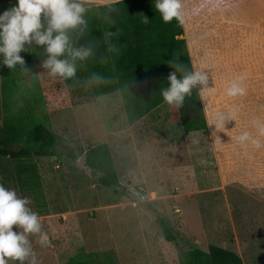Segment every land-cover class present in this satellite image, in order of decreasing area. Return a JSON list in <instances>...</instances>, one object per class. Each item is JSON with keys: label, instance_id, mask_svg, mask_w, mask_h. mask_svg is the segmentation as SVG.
<instances>
[{"label": "rangeland", "instance_id": "1", "mask_svg": "<svg viewBox=\"0 0 264 264\" xmlns=\"http://www.w3.org/2000/svg\"><path fill=\"white\" fill-rule=\"evenodd\" d=\"M16 3L0 0V13ZM182 3L193 67L210 68L211 88L200 91L204 130L181 133L167 103L128 124L118 92L89 98L49 77L30 51L20 53L25 65L11 80L0 76V143L8 142L4 110L39 116L62 139L57 157H0V183L31 198L48 234L45 247L30 236L37 264H63L78 253L115 264H183L186 250L210 243L235 251L244 264H264V136L254 126L257 118L264 122V83L241 69L247 51L233 11L222 13L211 0ZM241 76L247 94L228 96L229 82ZM225 109L235 118L217 130L211 124ZM245 130L259 148L237 141ZM101 142L109 146L117 187L100 185L83 164L88 147ZM160 218L173 240L164 238Z\"/></svg>", "mask_w": 264, "mask_h": 264}, {"label": "trees", "instance_id": "2", "mask_svg": "<svg viewBox=\"0 0 264 264\" xmlns=\"http://www.w3.org/2000/svg\"><path fill=\"white\" fill-rule=\"evenodd\" d=\"M106 3V2H104ZM92 4L95 13L90 15L89 33L86 40L92 42L94 55L82 62L77 70L75 82L66 81L77 92L84 91L89 98L118 92L128 124H133L145 115L160 108L164 100L161 89L168 86L167 76L173 71L168 63L174 57L189 70L193 69L188 46L183 35L182 23L175 18L163 22L155 9L154 0H119L113 14L115 24L111 30H120L118 44L120 53L107 50L102 33L110 26L104 19V4ZM149 19L147 24L141 17ZM84 41L82 40L81 43ZM32 47L31 45H28ZM43 45L30 49L35 62L44 59ZM92 73L104 77L96 82L89 79ZM180 73H178V76ZM0 76L11 80L13 70L0 66ZM3 86H1V91ZM0 91V92H1ZM174 117L181 133L204 130L207 127L200 91L192 90L181 108H176ZM16 116V117H15ZM28 113L16 115L4 110L3 122L7 140L0 143V157L15 160H30L35 157L60 155L61 136L43 123L39 116ZM16 121H15V120ZM32 122V123H31ZM16 143L13 149L8 143ZM83 164L97 172V181L105 187L119 186V176L106 142L88 147L83 155ZM162 233L166 240H173L170 224L160 218ZM63 264H115L98 260L95 255L78 253ZM183 264H244L235 251L210 243L206 249L193 247L184 252Z\"/></svg>", "mask_w": 264, "mask_h": 264}, {"label": "clouds", "instance_id": "3", "mask_svg": "<svg viewBox=\"0 0 264 264\" xmlns=\"http://www.w3.org/2000/svg\"><path fill=\"white\" fill-rule=\"evenodd\" d=\"M118 2L107 0L99 6L105 10L103 16L110 26L102 33L103 39L107 50L116 55L120 53V30L113 31L111 26L115 24L113 14L118 12L115 6ZM154 3L163 22H171L174 18L179 23L184 22L182 0H154ZM95 11L90 0H17L16 5L0 13V66H7L10 70L23 68L25 60L20 53L43 45L42 67L48 76L75 82L79 65L94 55L92 42L85 38L89 33L90 15ZM141 22L147 24L148 17L143 15ZM168 63L174 70L167 76L168 86L161 89L167 104L179 109L193 89L203 91L211 88L208 86L209 73L205 71L210 68L189 70L176 57ZM89 79L99 82L104 77L92 73ZM226 94L230 97L246 95L244 78L231 80ZM234 118L235 111L225 109L217 114L216 122L211 125L221 130L227 121ZM254 126L258 134L264 136V122L257 118ZM236 139L242 146L248 143L257 148L261 146L260 141L247 130ZM30 204V197L18 196L14 189L0 183V264L16 261L19 264H37L30 236H37L42 247L50 244L48 234L42 231L39 216Z\"/></svg>", "mask_w": 264, "mask_h": 264}, {"label": "crops", "instance_id": "4", "mask_svg": "<svg viewBox=\"0 0 264 264\" xmlns=\"http://www.w3.org/2000/svg\"><path fill=\"white\" fill-rule=\"evenodd\" d=\"M100 3H104V1L90 0L91 5ZM211 3L214 5L215 3H221V7L219 8L222 10V13L229 12L231 14L233 11L232 14L237 16L238 24L235 27L239 31L235 27L233 28L245 37L244 40H239V44L245 41V47L242 49L243 51H247V54L244 52L242 56L243 63L244 59H248L247 64L244 63L241 69L246 76L253 75L255 78L253 80L264 83V52H262V50L264 51L262 49L264 48V0H211ZM212 8H214L213 5L211 6ZM228 48H230L229 51L232 50L229 43ZM189 54L192 59L190 50ZM258 77L259 79H256Z\"/></svg>", "mask_w": 264, "mask_h": 264}]
</instances>
